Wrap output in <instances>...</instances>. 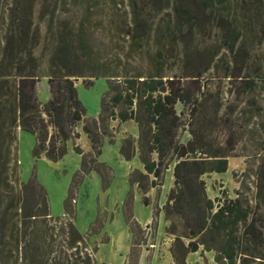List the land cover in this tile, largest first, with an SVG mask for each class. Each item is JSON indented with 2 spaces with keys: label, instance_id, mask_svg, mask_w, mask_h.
<instances>
[{
  "label": "trees",
  "instance_id": "trees-1",
  "mask_svg": "<svg viewBox=\"0 0 264 264\" xmlns=\"http://www.w3.org/2000/svg\"><path fill=\"white\" fill-rule=\"evenodd\" d=\"M36 3L37 0H0V264H98L96 249L90 245L88 236L73 221L62 222L60 216L52 215L47 190L40 182L31 178L17 189L12 179L17 171L13 148L18 127L37 135L34 150L37 156L46 150L53 160L66 154L68 139L73 135L80 137L73 127L83 119L86 108L73 79L78 76L111 80L103 95L100 118L109 111L111 120L137 123L138 140L127 137V147L121 146V153L130 160L139 150L145 170L155 176L152 186L162 184L159 179L176 159L174 185L164 210L170 216L175 209L183 218L182 233L174 223L166 229L175 236L171 252L178 264H186L188 254L200 247L215 251L214 259L219 264H246L251 259H264V176L258 173L254 203L242 195L218 198L213 211L214 201L207 195L203 175L226 172L229 154L219 147L218 151L199 158V152H208L202 151L203 136L195 129L190 130L193 137L186 142L177 138L181 117L176 104H190L194 115L202 101L193 97L182 78L164 79L158 71L122 66L123 59L129 62L136 58L144 40L151 34L158 35L160 26L153 27L152 11L171 8L168 30L172 35L185 29L192 32L198 24L195 19L214 5V0H132L131 19L123 33L127 47L115 60L101 56L93 32L85 22L75 31L50 25L47 29L50 41L44 45L40 27H33ZM46 14L43 6L40 17ZM224 35L225 44L234 49L240 34L227 27ZM42 45L43 52L38 54L36 50ZM186 76L197 83L195 77L200 75ZM43 77L48 78L51 91V98L44 105L36 93V84ZM121 103L126 107L118 109ZM84 130L98 157L102 146L97 144L89 127ZM57 140L62 141L61 147ZM75 150L83 152L79 146ZM135 171L149 178V174ZM133 180H139L147 188L140 179ZM58 222H62L59 235L55 234ZM176 245L182 250L181 256Z\"/></svg>",
  "mask_w": 264,
  "mask_h": 264
},
{
  "label": "rangeland",
  "instance_id": "rangeland-1",
  "mask_svg": "<svg viewBox=\"0 0 264 264\" xmlns=\"http://www.w3.org/2000/svg\"><path fill=\"white\" fill-rule=\"evenodd\" d=\"M131 2L37 0L33 27H40L42 41L46 45L51 37V34H47L50 25L55 28L62 25L75 31L81 22H85L93 32L95 46L101 56L115 60L127 47L123 33L131 19ZM213 4L195 19L198 24L192 32L185 29L183 33L175 35L168 30L171 8L152 11L153 27L156 29L160 26L158 35L151 34L144 40L145 45L140 44L142 48L137 50L136 58L129 62L123 59L122 66L139 71H158L164 79L182 78V82L187 83L194 94L193 97L202 101L194 115L191 114L190 104H176V111L181 117L177 138L186 142L193 137L190 130L195 129L203 136L202 151L208 152H199V158L218 151L219 147L229 154L226 172L213 171L203 175L206 192L214 201L215 211L218 198L222 200L242 195L254 203L258 173L264 176V0H214ZM43 6L48 14L40 17ZM227 27L240 34L234 49L225 44ZM41 51L43 45L36 50L38 54ZM47 58L48 52L44 54L45 65ZM186 75L200 76L195 77L198 80L194 83ZM73 79L86 108L83 119L73 127L75 132L80 129L82 137L77 140L73 135L68 139V144L66 141V155L53 160L48 157L46 150L37 156L34 152L37 135L18 127L13 148L17 168L12 177L13 183L20 189L31 178L40 182L47 190L52 215L60 216L62 222L73 221L79 231L88 236L90 245L96 249L98 264H139L141 251L144 246L149 247L147 230L133 220L129 222V216L136 212L139 214L142 210L158 213L159 206L167 202L166 194L174 182L173 170L167 169L159 179L162 185L152 195L150 206L144 202L137 203L140 194L135 196L137 187L132 180L140 179L149 185V178L137 171L129 176L139 160L135 156L126 159L120 149L123 145L127 147V137L137 141L139 134L137 137L128 135V130L121 127L119 120L111 126L109 111L100 118L103 95L109 89L111 80L90 76ZM36 93L43 105L51 98L47 77L36 84ZM124 107L126 105L121 103L117 108ZM85 126L90 128L97 144L102 146L98 157L91 150ZM76 143L91 151L82 157L74 149ZM57 145L61 147L62 141L57 140ZM136 154H139V150ZM153 155L157 158L156 154ZM175 161L170 166H174ZM167 216L170 217L168 226L174 223L182 233L183 218L175 209ZM119 217L121 223H118ZM62 222L55 224L57 235L62 232ZM128 225L133 231L135 244L130 251L123 246L125 237L122 234ZM167 227L165 216L161 213L150 228L151 238L158 246L155 250L149 248L143 264H178L171 252L172 244L176 242L175 236H171L173 240L169 249L164 244L167 241L164 239ZM183 239L188 243L187 238ZM58 242L59 239L56 240ZM177 245L176 252L181 256L182 250ZM215 253L200 247L198 251L188 254L186 264H219L214 259ZM246 264H264V259H251Z\"/></svg>",
  "mask_w": 264,
  "mask_h": 264
},
{
  "label": "crops",
  "instance_id": "crops-1",
  "mask_svg": "<svg viewBox=\"0 0 264 264\" xmlns=\"http://www.w3.org/2000/svg\"><path fill=\"white\" fill-rule=\"evenodd\" d=\"M117 124V120H112L111 121V126H114V125H116ZM121 127L122 128H124V130H128L127 132V134L128 135H132V136H134V137H137L138 136V134H139V129H138V127H137V125H136V122L134 121V120H128V121H126V122H121ZM78 132L81 134V131H80V129H78ZM126 132V131H125ZM121 133H123V131L121 132ZM88 136V135H87ZM80 137H82V136H80ZM80 137L79 138H77V140L78 139H80ZM88 138H89V136H88ZM70 140V139H69ZM69 140H67V144H68V141ZM89 140H90V138H89ZM78 142V141H77ZM90 144H91V140H90ZM68 146V145H67ZM77 146H79L81 149H82V153H78V154H80V155H82V157L84 156V154L85 153H87V152H89V151H91V150H93V147H92V144H91V150H89L88 148H85V147H83L81 144H79V143H76V144H74V149H75V147H77ZM120 152H121V149H120ZM66 155V154H65ZM121 155H122V153H121ZM123 156V155H122ZM124 157V156H123ZM135 157H137L138 158V162H137V164H136V167H135V169H133L131 172H130V175L129 176H131V173H133L135 170H139L140 172H142V173H144V174H149L146 170H145V167H144V164H143V162L140 160V158H139V154H136L135 155ZM62 158V157H61ZM170 170H173V165H171L170 166V168H169ZM168 169V170H169ZM167 170V171H168ZM174 176V175H173ZM154 175L153 174H149V185H147V188L146 189H144L142 186H141V182L139 181V180H132V183H134L135 184V186L137 187V191L135 192V196H137L138 194H140V197H139V199H137V203L139 202H144L146 205H148V206H150L151 204H152V199H151V197H152V195L153 194H155V191H157V189L158 188H160V187H158V186H161L162 184H159V185H156V186H152V184H151V181L154 179ZM174 185V182H173V184H172V186ZM171 186V187H172ZM170 191V190H169ZM169 193V192H168ZM168 193L166 194V200H167V196H168ZM135 201H136V198H135ZM166 202V201H165ZM165 204V203H164ZM164 204H163V206L162 207H160L159 206V211H158V213H157V215L155 216V212L156 211H153L152 209V211H149V212H144L143 210L142 211H140V213L138 214L137 212L136 213H134V214H132L131 215V217H132V220L133 221H135V222H137L140 226H142V228L144 229V230H147L146 231V238H147V241L149 242V247H146V246H144L145 248H144V250H142L141 251V254H140V256H139V261H138V263L139 264H143L144 263V256L146 255V253L147 252H149V248H153L154 250L156 249V247L158 246V244L155 242V241H153L152 240V233H150V228H151V226L153 225V223L155 222L156 223V221L158 220V218L160 217V214L162 213V214H164V216H165V226L167 227L168 226V219L166 218V214H165V210H164ZM138 205V204H137ZM151 208V207H150ZM121 217H119V219H118V223H121ZM156 226L157 225H155V228H156ZM123 231V230H122ZM154 232V231H153ZM123 236L125 237V244L123 245L124 246V248L127 250V251H130V249L135 245L134 244V242H133V231L131 230V228H130V225H128V227L123 231ZM167 235V236H166ZM169 235V236H168ZM172 235L171 234H169L167 231H166V229H165V234H164V239L165 240H167V241H165L164 242V244H167V249H169V247H170V244H171V242H172V237H171ZM151 238V239H150ZM143 246V245H142ZM153 246V247H152ZM169 251V250H168ZM169 253H170V256H171V252L169 251ZM192 253V252H191ZM190 254V253H189Z\"/></svg>",
  "mask_w": 264,
  "mask_h": 264
}]
</instances>
